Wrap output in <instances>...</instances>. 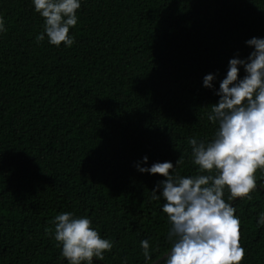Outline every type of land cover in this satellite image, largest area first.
Segmentation results:
<instances>
[{"label": "trees", "instance_id": "trees-1", "mask_svg": "<svg viewBox=\"0 0 264 264\" xmlns=\"http://www.w3.org/2000/svg\"><path fill=\"white\" fill-rule=\"evenodd\" d=\"M77 15L73 46L56 47L36 42L44 18L33 0H0V264H69L47 231L63 212L112 241L93 264H165L172 226L152 191L166 178L136 165L182 155L170 173L199 174L188 141L214 138L211 105L229 61L264 39V0H81ZM256 179L251 200L224 192L242 264H264V172Z\"/></svg>", "mask_w": 264, "mask_h": 264}, {"label": "clouds", "instance_id": "clouds-1", "mask_svg": "<svg viewBox=\"0 0 264 264\" xmlns=\"http://www.w3.org/2000/svg\"><path fill=\"white\" fill-rule=\"evenodd\" d=\"M34 8L44 18V31L36 42L45 40L60 47L71 48L74 38L70 29L78 23L77 11L81 0H33ZM6 31L0 18V33ZM254 50L246 60L229 61L226 78L220 83L219 101L211 105L208 120L218 124L211 142L193 137L188 143L192 162L198 166L193 177L173 176L174 167L183 164V157L171 162H157L150 168L136 165L141 173L159 174L166 179L152 191V198L165 201L172 241L165 264H242L245 249L241 246V221L236 209L228 201L237 198L251 200L257 189L256 173L264 172V39L252 38L246 42ZM246 75L241 79L240 66ZM213 74L204 77V86L213 87ZM147 163L148 157L143 158ZM214 173V174H213ZM162 188L160 195L157 191ZM54 232L50 236L62 247V257L69 264H93V258L104 260L113 243L102 238L87 217H74L71 212L55 216ZM258 225L264 226V213ZM146 261H151L148 240L141 241Z\"/></svg>", "mask_w": 264, "mask_h": 264}, {"label": "water", "instance_id": "water-1", "mask_svg": "<svg viewBox=\"0 0 264 264\" xmlns=\"http://www.w3.org/2000/svg\"><path fill=\"white\" fill-rule=\"evenodd\" d=\"M238 199H239V198H237L236 200H238ZM236 200H235V201H236ZM165 257H167V256H165Z\"/></svg>", "mask_w": 264, "mask_h": 264}]
</instances>
